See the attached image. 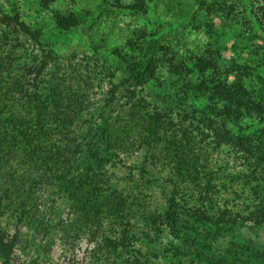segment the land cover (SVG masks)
Listing matches in <instances>:
<instances>
[{"label": "trees", "instance_id": "trees-1", "mask_svg": "<svg viewBox=\"0 0 264 264\" xmlns=\"http://www.w3.org/2000/svg\"><path fill=\"white\" fill-rule=\"evenodd\" d=\"M38 1L46 7L53 0ZM12 9L0 5V218L12 219L15 229L0 226V264H25L13 258L25 224L34 235L93 241L92 264H152L158 258L179 264L201 233L264 224V126L252 132L231 127L244 117L263 119L264 102L241 72L228 81L217 74L212 55L195 56L190 67L170 60L176 74L196 72L197 84L187 79L182 91L200 89L207 103L188 108L181 94H147L142 87L156 78L165 63L158 52L166 47L141 37L129 42L130 57L113 49L115 68L126 74L102 90L98 72L115 75L106 57L99 62L94 55L79 66L61 62L42 45L41 30ZM79 18L73 10L55 15L63 28ZM239 67L246 72L248 66ZM221 147L239 159L234 172L213 168L209 148ZM133 154L140 158L138 177L131 170L120 185L113 168ZM155 186L163 202H153ZM258 253L238 264H264ZM228 259L223 255L220 264Z\"/></svg>", "mask_w": 264, "mask_h": 264}, {"label": "rangeland", "instance_id": "rangeland-1", "mask_svg": "<svg viewBox=\"0 0 264 264\" xmlns=\"http://www.w3.org/2000/svg\"><path fill=\"white\" fill-rule=\"evenodd\" d=\"M0 5L4 10L13 8L24 21L39 28L42 45L54 49L61 62L79 66L94 55L99 56V62L105 60L107 69L111 71L112 68L115 75L112 77L108 70L98 72L103 76L102 90L110 86V80L118 82L126 74L115 68L118 56L113 49L117 47L130 57L134 52L130 43L143 37L158 39L166 47L158 52L165 63L158 68L156 78L142 87L147 94L159 93L174 98L181 97V94L188 108L204 107L208 100L203 91L193 88L187 94L182 91L187 79H191L192 87L197 84L196 72L191 71L187 77L179 75L169 69V64L170 60H182L190 67L195 56L210 58L212 55L218 63L217 74H227V80L234 81L236 72H241L245 86L264 102V0H53L46 7L38 0H0ZM72 10L80 14L78 23L69 28L58 26L55 15ZM256 14L263 23L258 21ZM90 64L94 66L93 61ZM236 64L248 66L247 71H242L241 67L237 70ZM226 68L233 70L227 72ZM205 78L207 80L208 76ZM260 126H264V118L244 117L238 125L231 127L252 132ZM230 153L227 147L209 148L208 157L218 174H222L224 168L229 174L239 167V159L233 161ZM139 160V156L133 154L125 158L124 165L113 168L120 185H126L121 178L131 170L138 177ZM219 177L223 178L222 175ZM233 186L241 189V184ZM151 191L154 203L163 202L157 186ZM41 205L47 209L50 207L46 199ZM60 206L64 207L63 204ZM65 215L63 212L59 219ZM0 226L10 233L15 229L14 221L7 216L0 218ZM19 229V242L13 256L17 263L92 264L90 254L95 243L86 237L67 242L43 234L34 235L28 224ZM214 230L212 227V232ZM205 234L201 233L192 243L190 252L180 259L179 264H216L218 261L220 264L223 255L230 258L227 260L229 264L233 260L238 264L246 262V257L253 256L256 251L260 257L264 256V224L226 226L219 232L214 231V235ZM260 260L264 263V257ZM152 261V264H164L162 258Z\"/></svg>", "mask_w": 264, "mask_h": 264}]
</instances>
